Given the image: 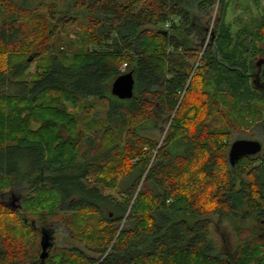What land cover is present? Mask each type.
Returning <instances> with one entry per match:
<instances>
[{
  "label": "trees",
  "instance_id": "16d2710c",
  "mask_svg": "<svg viewBox=\"0 0 264 264\" xmlns=\"http://www.w3.org/2000/svg\"><path fill=\"white\" fill-rule=\"evenodd\" d=\"M62 1L84 19L76 49L61 33L77 17L0 0V198L26 191L16 211L0 199V264H42L55 224L86 250L46 264H264V239L230 255L211 237L264 221V144L229 161L237 126L264 141V15L237 28V0Z\"/></svg>",
  "mask_w": 264,
  "mask_h": 264
},
{
  "label": "rangeland",
  "instance_id": "374dc122",
  "mask_svg": "<svg viewBox=\"0 0 264 264\" xmlns=\"http://www.w3.org/2000/svg\"><path fill=\"white\" fill-rule=\"evenodd\" d=\"M19 3H26L27 6L32 8H41L43 7V4L52 6L57 5L59 8V11L63 13L68 12V16L71 15V17H77V21L73 22L70 21L67 23L66 28L67 31H64L61 33V37L66 39L67 41H72L73 45L71 46L73 49H76L78 45L76 42L80 39V34L83 33V28L80 26V24L84 25V19L81 16H76V13L70 14L69 8L67 2H64L62 0H15ZM264 0L262 1L261 5L259 6L257 3H255L254 0H237L232 5L231 11L229 12V15L227 17V21L230 23L236 22L237 19L242 18L239 20L238 25L241 24H250L252 23L254 18H260L264 15ZM68 9V10H67ZM78 9V6H73L72 10L76 11ZM215 15L214 18H218V15L220 14L218 6L215 9ZM69 18V17H67ZM220 21V19L218 20ZM213 28V26H211ZM252 40V37L249 38ZM67 46V45H66ZM63 45L64 48L67 49V47ZM93 48V46H90ZM62 48V47H61ZM95 48V47H94ZM203 54V53H202ZM201 54V55H202ZM262 57L258 55L255 58V64L258 63ZM197 64L195 63V66ZM34 67V66H33ZM154 137L158 138L163 142L164 135L161 136L160 131L156 130L153 133H151ZM255 140L259 141L262 145L264 144L263 141V130L261 127H241L237 126V130L234 133V136L232 138V143L236 140ZM25 190L22 188H16L15 191L7 192L8 196H2L0 199H3L5 202L9 201L10 197L14 196H22L25 194ZM9 198V199H8ZM6 199V200H5ZM22 199V198H21ZM21 203V201H20ZM52 230L55 231V234L53 235L54 238V250L59 248H71L73 246H79L83 249H85L84 245H82L78 241H72L68 238V231L64 229L61 225H53ZM235 228L228 222L226 223V227L217 228L215 226L211 227V237L216 243V252H226L230 255L234 254L239 244L245 241L252 240L253 238L256 239H264V221L253 220L250 222H245L242 224V227H240L237 230H234ZM236 231V232H235ZM41 238L42 235L39 237V246L41 248ZM86 250V249H85ZM42 251V248H41ZM40 251V254H41ZM39 254V255H40Z\"/></svg>",
  "mask_w": 264,
  "mask_h": 264
},
{
  "label": "water",
  "instance_id": "95a60500",
  "mask_svg": "<svg viewBox=\"0 0 264 264\" xmlns=\"http://www.w3.org/2000/svg\"><path fill=\"white\" fill-rule=\"evenodd\" d=\"M135 79L132 72L126 73L118 77L112 85V93L119 99L126 100L134 97ZM262 144L255 140H236L231 144L229 152V161L235 166L240 158L245 156H254L260 153ZM21 198L13 195V211L20 209ZM41 254L42 264H46V260L50 256V250L54 249V236L50 230H43L41 238Z\"/></svg>",
  "mask_w": 264,
  "mask_h": 264
},
{
  "label": "flooded vegetation",
  "instance_id": "af4514ba",
  "mask_svg": "<svg viewBox=\"0 0 264 264\" xmlns=\"http://www.w3.org/2000/svg\"><path fill=\"white\" fill-rule=\"evenodd\" d=\"M262 59L255 64L256 68L254 73L252 74V78L255 80H258V83H261L264 80V56H261ZM19 198H22L20 196H17ZM11 206V208L14 206L13 204V196L10 197L9 201L7 202Z\"/></svg>",
  "mask_w": 264,
  "mask_h": 264
},
{
  "label": "built area",
  "instance_id": "2783aa9c",
  "mask_svg": "<svg viewBox=\"0 0 264 264\" xmlns=\"http://www.w3.org/2000/svg\"><path fill=\"white\" fill-rule=\"evenodd\" d=\"M170 26H171V22L169 21L166 24V28H170ZM127 68H128V64L127 63H124V65L122 67L123 71H125Z\"/></svg>",
  "mask_w": 264,
  "mask_h": 264
}]
</instances>
